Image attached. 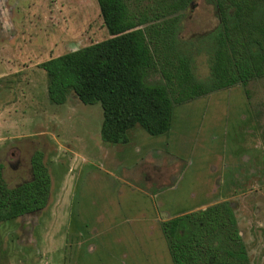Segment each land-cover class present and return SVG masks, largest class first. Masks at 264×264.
I'll return each instance as SVG.
<instances>
[{
	"label": "rangeland",
	"instance_id": "1",
	"mask_svg": "<svg viewBox=\"0 0 264 264\" xmlns=\"http://www.w3.org/2000/svg\"><path fill=\"white\" fill-rule=\"evenodd\" d=\"M178 40L208 76L210 0L180 12ZM108 38L95 0H0V174L30 179L40 152L45 206L0 224V264H172L162 222L227 202L249 264H264V76L175 105L166 133L99 139L101 110L46 96L38 64ZM157 76L150 80H157Z\"/></svg>",
	"mask_w": 264,
	"mask_h": 264
},
{
	"label": "trees",
	"instance_id": "2",
	"mask_svg": "<svg viewBox=\"0 0 264 264\" xmlns=\"http://www.w3.org/2000/svg\"><path fill=\"white\" fill-rule=\"evenodd\" d=\"M210 1L218 24L203 38L206 79L194 77L177 37L180 12L192 0H95L108 38L38 64L48 101L61 105L72 94L98 104L100 141L125 144L134 126L149 136L166 133L175 105L263 77L264 0ZM30 174L13 188L0 174V224L45 206L50 181L40 152L30 158ZM160 224L172 264H249L227 202Z\"/></svg>",
	"mask_w": 264,
	"mask_h": 264
},
{
	"label": "flooded vegetation",
	"instance_id": "3",
	"mask_svg": "<svg viewBox=\"0 0 264 264\" xmlns=\"http://www.w3.org/2000/svg\"><path fill=\"white\" fill-rule=\"evenodd\" d=\"M32 156V155H31ZM31 158V157H30ZM29 165H30V159H29ZM30 177H31V174H30ZM33 213V212H32ZM30 214V213H29Z\"/></svg>",
	"mask_w": 264,
	"mask_h": 264
},
{
	"label": "crops",
	"instance_id": "4",
	"mask_svg": "<svg viewBox=\"0 0 264 264\" xmlns=\"http://www.w3.org/2000/svg\"><path fill=\"white\" fill-rule=\"evenodd\" d=\"M56 57V56H55Z\"/></svg>",
	"mask_w": 264,
	"mask_h": 264
}]
</instances>
